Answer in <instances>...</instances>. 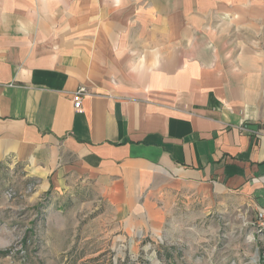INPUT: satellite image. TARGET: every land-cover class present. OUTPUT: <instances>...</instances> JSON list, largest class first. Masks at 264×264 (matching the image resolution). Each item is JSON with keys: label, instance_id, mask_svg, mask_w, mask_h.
Listing matches in <instances>:
<instances>
[{"label": "crops", "instance_id": "crops-1", "mask_svg": "<svg viewBox=\"0 0 264 264\" xmlns=\"http://www.w3.org/2000/svg\"><path fill=\"white\" fill-rule=\"evenodd\" d=\"M263 133L264 0H0V160L48 186L127 213L169 186L259 204Z\"/></svg>", "mask_w": 264, "mask_h": 264}, {"label": "rangeland", "instance_id": "rangeland-1", "mask_svg": "<svg viewBox=\"0 0 264 264\" xmlns=\"http://www.w3.org/2000/svg\"><path fill=\"white\" fill-rule=\"evenodd\" d=\"M256 199L169 186L127 213L79 177L48 186L0 160V264H264Z\"/></svg>", "mask_w": 264, "mask_h": 264}, {"label": "built area", "instance_id": "built-area-1", "mask_svg": "<svg viewBox=\"0 0 264 264\" xmlns=\"http://www.w3.org/2000/svg\"><path fill=\"white\" fill-rule=\"evenodd\" d=\"M86 88L79 87L77 90L73 92L72 99H73V106L75 110H80L82 97L86 95ZM264 137V133L261 134ZM261 183H263V190H264V173L261 176ZM255 217H254V226L258 228V231L264 235V194L263 199L260 201L258 206L255 209Z\"/></svg>", "mask_w": 264, "mask_h": 264}]
</instances>
